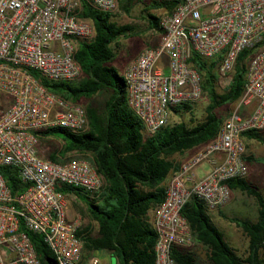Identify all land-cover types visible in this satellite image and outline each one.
Here are the masks:
<instances>
[{
  "label": "built area",
  "instance_id": "obj_1",
  "mask_svg": "<svg viewBox=\"0 0 264 264\" xmlns=\"http://www.w3.org/2000/svg\"><path fill=\"white\" fill-rule=\"evenodd\" d=\"M87 1L102 11L117 6V0ZM169 1L172 8L158 17L157 42L128 60L121 74L126 103L146 134L169 123L172 106L200 98V74L189 63L192 53L218 57L215 69L225 75L240 50L264 41V0ZM79 6L80 0H0V99L10 100L0 109V166L13 168L27 184L11 194L0 173V264H39L27 232L41 238L57 264H79L81 218L62 188L96 195L104 183L88 154L52 161L41 153L35 135L53 126L74 132L86 127L83 105L65 101L29 73L35 70L49 80L80 76L73 53L77 40L92 37L93 27L77 16ZM262 128L264 47L248 60L242 92L215 135L194 146L167 179L152 218L154 264H178L172 248L191 245V230L180 213L189 197L200 199L208 211L229 201L227 181L247 173L242 132ZM203 163L208 167L197 176Z\"/></svg>",
  "mask_w": 264,
  "mask_h": 264
},
{
  "label": "trees",
  "instance_id": "obj_2",
  "mask_svg": "<svg viewBox=\"0 0 264 264\" xmlns=\"http://www.w3.org/2000/svg\"><path fill=\"white\" fill-rule=\"evenodd\" d=\"M118 3L127 12L132 2L117 0ZM173 4L169 0H148L143 10L146 11L149 28L160 32L159 15L147 10L153 8L167 12ZM112 14L113 11H102L87 0H80L77 16L91 22L93 35L76 42L73 58L80 67L78 78L49 80L39 72L29 70L44 87L67 102L78 103L81 98L89 99L98 92H106L102 108L83 105L87 124L82 130L74 132L53 126L37 131L35 135L38 143L47 136L62 141L59 148L46 153L48 159L61 161L66 152L88 154L95 170L104 179L96 195L79 188H62L63 192L73 193L82 199L88 217L97 225L94 234L86 232L81 236L83 252L104 250L118 256L122 264H154L155 232L149 222L148 211L163 199L167 179L179 163L175 156L192 150L215 135L224 118L217 109L238 98L242 92L246 64L256 49L264 47V41L255 48L243 49L236 54L232 71L222 80L221 86L215 69L218 57L202 59L192 53L189 63L200 74L201 96L207 100L203 118L193 120L190 117L189 122H170L154 133L146 134L140 120L126 103L122 75L112 64L117 39L131 36L133 26L116 23L111 20ZM192 104H177L172 106L171 112H187L191 116ZM242 137L264 143L261 130H246ZM0 173L11 194L20 193L27 186L11 167L0 166ZM227 185L230 189L238 187L251 195L256 203L255 220L227 218L247 238L243 255L237 254L225 241L200 199L189 197L180 213L187 220L193 238L204 246L209 264H264V197L244 177L230 179ZM85 227L77 229V236ZM27 235L39 264H57L51 250L37 234L27 232ZM171 256L178 264H195L193 254L186 248H172Z\"/></svg>",
  "mask_w": 264,
  "mask_h": 264
},
{
  "label": "rangeland",
  "instance_id": "obj_3",
  "mask_svg": "<svg viewBox=\"0 0 264 264\" xmlns=\"http://www.w3.org/2000/svg\"><path fill=\"white\" fill-rule=\"evenodd\" d=\"M123 2V0H121ZM130 10L124 12L121 8L120 3L117 4L116 8L113 10V14L111 16V20L115 21L118 24L121 23H130L133 26V31L131 36L127 37H119L117 39L116 45L114 47V59L113 66L116 68L119 74H122V69L124 67V63L127 58L132 55L138 53L139 50L143 47H147L156 42L157 37L159 36V31L149 28L147 22V14L146 11L143 10V6L148 3V0H131ZM147 12L152 13L154 15H160L162 13V9H148ZM137 50V51H135ZM232 71V70H231ZM230 72L225 75L217 74L219 77V85H222V80L226 79ZM227 76V77H225ZM225 77V78H224ZM219 86V87H220ZM220 89V88H218ZM107 96L106 92H98L94 94L91 98L79 99V104H91L97 109H101L103 106V102ZM207 100L205 96H200L199 99L193 102L192 104V115L190 116L187 112H182L180 114L172 113L170 116V122H175L178 120H183L185 122H189V118L191 117L193 120H200L204 115V106ZM8 101L5 98L0 99V109L4 108L7 105ZM233 102L230 104L222 105L217 109L218 113L222 116L226 115L227 112L232 108ZM264 137V130L262 132ZM250 145V152L253 154L254 161L250 163L249 174L246 178L247 181H252L257 187L258 191L264 197V174L256 175L257 171L263 172L264 169L261 168L263 164L264 157V144L253 139L247 138L246 140ZM62 144V141L59 138L47 136L46 138H42L38 143V148L41 153L45 154L49 151L59 148ZM190 153V152H189ZM79 153L76 152H66L62 158L68 159L71 157L79 156ZM82 156V155H81ZM181 156V155H176ZM176 158V157H175ZM179 159V158H178ZM177 161L179 162V160ZM264 165V164H263ZM233 194L242 192L243 196L247 198L241 199L233 198L232 203L228 207H222L221 211L228 217H236L240 219H248L250 221L255 220L256 212H255V201L251 197V195L246 194L244 191L240 190L238 187H234ZM68 198L71 202V208L74 212H78L81 215V224L89 223L88 216L85 210V204L82 199L75 197L72 194L68 195ZM210 218L213 224L222 232L224 239L228 242V244L233 247L237 254L243 255L245 253L247 238L242 235V232L239 227L235 226L233 222L222 217L216 211L210 212ZM194 250L196 252L197 262L199 264H207L204 254L202 253L203 249L199 243L195 244ZM89 253H85L88 255ZM94 257L97 259L98 264H114V258L111 255H108L106 251L103 250H95Z\"/></svg>",
  "mask_w": 264,
  "mask_h": 264
},
{
  "label": "crops",
  "instance_id": "obj_4",
  "mask_svg": "<svg viewBox=\"0 0 264 264\" xmlns=\"http://www.w3.org/2000/svg\"><path fill=\"white\" fill-rule=\"evenodd\" d=\"M159 37V36H158ZM158 37H157V40H158ZM157 40H156V42H157ZM155 42V43H156ZM154 43V44H155ZM154 44H152V45H154ZM152 45H149V46H152ZM144 48V47H143ZM143 48H141V49H143ZM135 51H137V50H135ZM140 51V50H139ZM138 51V52H139ZM137 55V53L135 54V55H132V56H130L129 55V57L127 58V60H126V62H128V60H130V59H132V58H134L135 56ZM126 62L124 63V65L126 64ZM123 69H124V67H123ZM123 69H122V71H123ZM5 99H7V101L9 102L10 100L8 99V98H5ZM250 109H251V106L249 105V106H247L246 108H243V110H242V112L243 113H246V112H248V111H250ZM224 117H225V115H224ZM263 130H264V128H262L261 129V132H263ZM244 140V143H245V159H247V173H246V175H245V179L247 178V176H248V174H249V170H250V163L252 162V161H254V156H253V154L250 152V145H249V143L246 141L247 139H243ZM264 144V143H263ZM191 151V150H190ZM190 151H186V152H183L182 154H180L181 156H175L176 157V159H178L179 161L181 160V159H183V158H185L188 154H189V152ZM77 155H80L81 156V154H77ZM263 164H264V162H263ZM261 165V168H259V169H264V165ZM207 164L206 163H203L202 165H200L198 168H197V170H196V175L197 176H200V175H202L203 174V172L207 169ZM258 174H261V175H263L264 173L263 172H260V171H257L256 172V175H258ZM250 183H252L254 186H255V184L252 182V181H249ZM257 188V187H256ZM233 190H234V187L233 188H231V191H230V199H229V201L226 203V204H224V205H222V206H220V207H218V208H216V209H214V210H210V211H208V214L210 215V212L211 211H216L218 214H220L222 217H224L225 219H227L228 218V216H226L224 213H222V211H221V208L222 207H228L232 202V199L235 197V198H239L240 200L239 201H241V199H243V198H247V197H245V196H243V194H242V192H237V193H235V194H233L234 192H233ZM258 190V189H257ZM70 194H72V195H74L75 197H77V200H78V196H76L75 194H73V193H70ZM252 197V196H251ZM253 198V197H252ZM254 199V198H253ZM81 200V199H80ZM255 201V200H254ZM255 212H256V203H255ZM78 213V212H77ZM79 214V213H78ZM153 214H154V209H151V210H149L148 211V219H149V222H150V224H151V226H152V218H153ZM80 215V214H79ZM88 216V215H87ZM80 218H81V215H80ZM81 220V219H80ZM228 220V219H227ZM88 221H89V223H86V224H81V221H80V225H79V227H78V229H81L82 227H85V226H87V227H85L84 229H82L81 230V233L78 235V237H79V239L81 240V236L82 235H84L86 232H91V233H95L96 232V229H97V225H96V223L93 221V220H91L89 217H88ZM236 226V225H235ZM241 230V229H240ZM242 232V231H241ZM222 233V232H221ZM223 235V234H222ZM242 235H244L243 233H242ZM245 236V235H244ZM193 237V236H192ZM224 238V237H223ZM226 241V240H225ZM227 242V241H226ZM196 243H199V242H197L194 238L192 239V243H191V245H189L188 247H185L189 252H191L192 254H193V257H194V263L195 264H199L197 261V258H196V252H195V250H194V248H196L195 247V244ZM228 243V242H227ZM200 244V243H199ZM200 246L202 247V249H203V251H202V253L204 254V256H205V254H206V250H205V248H204V246L203 245H201L200 244ZM233 248V247H232ZM104 251V250H103ZM106 253H108V255H111L113 258H114V264H122V261H121V259L118 257V256H116L115 254H113V253H110V252H108V251H106ZM93 258H95L94 257V251H92V252H90L88 255H85V253L83 252V250H82V254H81V258H80V261H79V264H89V261L90 260H92ZM96 259V258H95ZM205 259H206V256H205ZM97 260V259H96ZM206 262H207V264H209V262L207 261V259H206ZM96 264H98V261H97V263Z\"/></svg>",
  "mask_w": 264,
  "mask_h": 264
}]
</instances>
